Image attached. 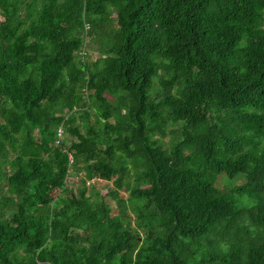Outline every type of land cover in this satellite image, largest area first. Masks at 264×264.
Instances as JSON below:
<instances>
[{"label": "trees", "instance_id": "trees-1", "mask_svg": "<svg viewBox=\"0 0 264 264\" xmlns=\"http://www.w3.org/2000/svg\"><path fill=\"white\" fill-rule=\"evenodd\" d=\"M0 264H264V0H0Z\"/></svg>", "mask_w": 264, "mask_h": 264}, {"label": "rangeland", "instance_id": "rangeland-1", "mask_svg": "<svg viewBox=\"0 0 264 264\" xmlns=\"http://www.w3.org/2000/svg\"><path fill=\"white\" fill-rule=\"evenodd\" d=\"M95 55H101V53H97L95 51H89V54L87 55V58L88 59H91L93 58ZM92 112V109H89V113ZM93 120V118H91ZM170 127H173V125H171L170 123L168 124V128ZM169 134L168 132H166L163 136H162V140L164 141V143L166 144V142H168V138H169ZM66 183L71 185L72 188H74L75 186L79 185V179L78 177H74V176H70L68 175L67 178H66ZM239 181V178L236 177L235 179L232 178L230 180H226V183L228 184H233V183H238ZM94 184L95 186L93 187L94 190H97L99 193H102V192H106L108 190H110L112 188V185H111V182L110 181H105V180H102V179H96L94 181ZM88 190H89V187H88ZM120 193L122 195L125 196L126 192L124 191H120ZM110 204L114 205L115 204V201L113 199H111V202Z\"/></svg>", "mask_w": 264, "mask_h": 264}, {"label": "built area", "instance_id": "built-area-1", "mask_svg": "<svg viewBox=\"0 0 264 264\" xmlns=\"http://www.w3.org/2000/svg\"><path fill=\"white\" fill-rule=\"evenodd\" d=\"M59 133H60V128L57 129V134H59Z\"/></svg>", "mask_w": 264, "mask_h": 264}]
</instances>
